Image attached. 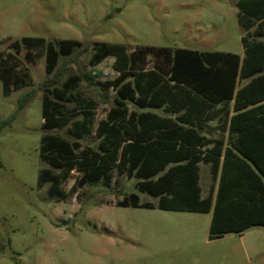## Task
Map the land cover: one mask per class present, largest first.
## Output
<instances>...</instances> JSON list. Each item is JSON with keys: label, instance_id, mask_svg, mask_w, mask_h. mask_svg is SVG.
<instances>
[{"label": "rangeland", "instance_id": "374dc122", "mask_svg": "<svg viewBox=\"0 0 264 264\" xmlns=\"http://www.w3.org/2000/svg\"><path fill=\"white\" fill-rule=\"evenodd\" d=\"M237 1L0 0V59L8 57L16 65L9 96L0 78V118L14 115L0 134V242L8 244L0 252V264H264V225L211 239L212 212L117 205L138 191V178L116 164L111 179L94 183L84 178L85 164L54 169L63 174L58 200L48 193L50 183L39 184L41 169L49 167L40 156L45 132L78 141L79 155L99 148L101 124L115 105V89L107 83L120 71L114 56L91 65L96 41L122 43L129 52L156 46L244 55ZM24 36L81 41L71 55L60 58L52 86L93 71L89 81L81 80L70 91L56 129L43 128L46 56H27ZM159 65L168 68L151 56L145 67ZM165 79L164 90L174 93L175 84L167 75ZM23 95L28 99L19 108ZM173 100L152 110L172 115ZM212 108L221 118L211 136L219 137L233 104ZM85 116L83 131L76 123ZM201 185L204 196L218 185L211 165L203 162ZM139 193L142 202H159Z\"/></svg>", "mask_w": 264, "mask_h": 264}, {"label": "trees", "instance_id": "16d2710c", "mask_svg": "<svg viewBox=\"0 0 264 264\" xmlns=\"http://www.w3.org/2000/svg\"><path fill=\"white\" fill-rule=\"evenodd\" d=\"M237 6L244 31V55L156 46L129 52L128 46L122 43L95 42L92 66L109 56L116 57L115 67L120 74L107 83L115 89V105L109 111L108 120L101 124L99 148L91 149L90 153L84 151L79 155L78 141L44 133L40 156L49 167L41 169L39 184L50 183L51 197L60 198L63 181V174L54 169L68 165L72 169L78 163L85 164L84 178L94 183L111 179V165L116 164L138 178L139 192L159 198L158 203L142 202L140 193L133 191L117 205L212 212L211 239L264 225V0H238ZM21 43L28 49L27 56L33 59L46 56L48 78L43 96V128L56 129L61 124L64 101L70 91L81 80L89 81L92 76V70L74 74L61 87L52 86L51 78L60 58L71 55L81 41L24 36ZM151 56L162 60L167 70L162 65L146 68ZM15 68L8 57H1L0 78L5 96L12 91ZM166 75L175 84L174 93L164 90ZM27 99L26 95L19 99V108ZM171 99L175 100L171 104L175 108L172 112L184 108L187 111L174 118L153 112V108L166 107ZM201 100L211 107L233 104L227 136L217 139L204 155L192 145L197 129L187 119L189 110L198 109ZM130 104L147 111H131ZM13 117L0 118V134ZM185 119L190 126L184 127ZM87 124V116L76 123L83 131ZM200 160L211 163L213 176L218 180L216 191L207 196L202 195L200 185ZM7 245L0 242V252Z\"/></svg>", "mask_w": 264, "mask_h": 264}, {"label": "crops", "instance_id": "0c3cea01", "mask_svg": "<svg viewBox=\"0 0 264 264\" xmlns=\"http://www.w3.org/2000/svg\"><path fill=\"white\" fill-rule=\"evenodd\" d=\"M200 99H202L201 97H199ZM200 107L198 109H191L189 110V112H191L189 118H187L189 121H192L193 125L197 131H196V135L195 137H193V146L197 149H199L201 151V155H204L205 153H207L211 148H213V146L215 145V142L217 139H220L222 137H226L228 134V126H229V121L230 118L233 114V110L230 111L229 113V117H228V123L226 124V126L223 127V129L220 130V132L222 133L219 137H212L211 133L215 132L216 130H218V128H220L219 124V119L221 118V114H218L217 111H215V109H213L209 104H207L205 101L201 100L200 101ZM163 109V108H161ZM135 110V111H139V112H143V111H147V109H141V108H133L130 109ZM160 110V109H158ZM187 111L185 108L177 111L176 113L172 112V115H160L161 117H172L178 114H181L182 112ZM155 113H157L156 111H153ZM184 122L182 123L184 125V127L190 126V123L187 122V120H183ZM195 143V144H194ZM207 163L210 164L209 162H205L204 160H200L198 162L199 165V172H200V185H201V163ZM202 186V185H201ZM203 189V187H202ZM203 195V192H202ZM204 196V195H203Z\"/></svg>", "mask_w": 264, "mask_h": 264}]
</instances>
